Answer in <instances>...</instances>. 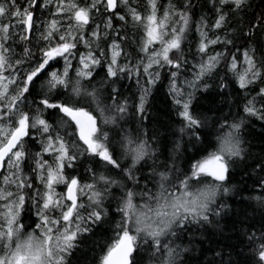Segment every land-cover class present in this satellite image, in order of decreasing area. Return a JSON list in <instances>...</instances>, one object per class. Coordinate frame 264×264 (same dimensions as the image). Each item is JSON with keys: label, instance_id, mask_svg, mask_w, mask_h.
<instances>
[{"label": "snow or ice", "instance_id": "1", "mask_svg": "<svg viewBox=\"0 0 264 264\" xmlns=\"http://www.w3.org/2000/svg\"><path fill=\"white\" fill-rule=\"evenodd\" d=\"M229 214L206 264H264V0H0V264H205Z\"/></svg>", "mask_w": 264, "mask_h": 264}, {"label": "trees", "instance_id": "2", "mask_svg": "<svg viewBox=\"0 0 264 264\" xmlns=\"http://www.w3.org/2000/svg\"><path fill=\"white\" fill-rule=\"evenodd\" d=\"M258 2V0H257ZM130 83V82H129ZM201 104L206 106L207 102L202 100ZM154 110L160 114V116H163L164 113L167 112V102L165 100L163 92H159L156 95L155 101H154ZM249 139L256 143L258 142L261 137L259 134V127L252 130L251 135L249 136ZM234 175L232 177L233 182H239L241 186L244 188V191L237 193L235 196L229 198L228 202L233 206L234 209H239L244 207L246 204H251L253 207L255 206V201H248L249 196H255L259 194V189L257 188L255 191H253V179H249L244 176L242 169H235ZM247 211L251 214L252 208H248ZM237 219V217L233 214H229L224 218V231L222 233H216L213 232L211 229H209L208 236L209 240H205L203 243H200L199 240L197 241L199 247L202 249V252L194 253V255L198 256V258L201 261H205V257L208 259H211L215 252H218L223 248L224 251V258H228V253L232 251V249L229 247V245H234L236 251L244 250L242 249V246L239 245L236 241V234L232 231L233 223ZM256 219L259 221V213H256ZM90 243V242H86ZM233 258L235 257V254L233 253ZM206 264V261H205Z\"/></svg>", "mask_w": 264, "mask_h": 264}]
</instances>
